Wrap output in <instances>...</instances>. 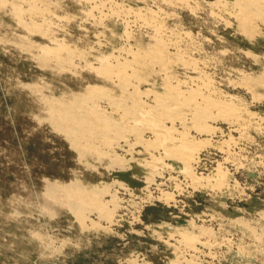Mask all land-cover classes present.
<instances>
[{"label": "rangeland", "instance_id": "374dc122", "mask_svg": "<svg viewBox=\"0 0 264 264\" xmlns=\"http://www.w3.org/2000/svg\"><path fill=\"white\" fill-rule=\"evenodd\" d=\"M235 2L0 0V264H264V18ZM94 86L147 106L203 87L248 119L202 130L180 109L175 128L204 143L196 181L143 144L79 153L53 115ZM80 187L110 193L80 204Z\"/></svg>", "mask_w": 264, "mask_h": 264}, {"label": "bare ground", "instance_id": "6f19581e", "mask_svg": "<svg viewBox=\"0 0 264 264\" xmlns=\"http://www.w3.org/2000/svg\"><path fill=\"white\" fill-rule=\"evenodd\" d=\"M235 4H237V6L240 4L241 9L243 8V13L247 12L248 14H250V16L255 15L257 18V15H258V17L260 16V18L261 17L264 18V0H236ZM247 13H246V16L244 15L246 18H247V16H249V15H247ZM250 16H249V18H250ZM240 17H241V15H240ZM251 18H253V17H251ZM243 21H244V19H243ZM247 23H248V21H247ZM158 56H160V55H158ZM158 56L156 55V58L155 57L154 58L158 60L159 59V58H157ZM155 59H154V61H155ZM160 59H164V58H161V56H160ZM154 61H152V62H154ZM137 62L139 63L138 60H137ZM133 63H135V62L133 61ZM102 64H104V63H102ZM153 64H157L156 61ZM104 65L100 66V67L102 68V67H104ZM133 65L134 64H126L125 69L129 68V69H127L129 71L130 68H134V69L138 68V67L136 68ZM157 65H159V62ZM160 65H162V64H160ZM115 66L117 69L118 68L117 65H115ZM122 66H124V65H122ZM136 66H139V64H137ZM104 69H105V67H104ZM104 69H103V71H105ZM100 70H102V69H100ZM110 71H111V69H110ZM110 73L111 72H109V74ZM105 75H107V74L105 73ZM119 77L125 85H128L129 83H133V79H135V78H138V80H139V77H137V76L132 77V76L127 75L126 70L120 71ZM107 78H105V79L107 80ZM115 80H117V79H115ZM134 81H137V80H134ZM205 84H207V83H205ZM205 84H203V86ZM168 85H170V84H168ZM175 86H173V87L175 88ZM209 86H207V87H209ZM211 86H213V85H211ZM98 87L94 86L93 89L89 88L91 90L88 94H85L81 97H76L69 104H62V103L56 104V111L58 108L57 113H55V110L53 111V109H55L54 107H50L48 110V113L46 114L47 116H49V118H51L50 113L53 111L52 113H55V115H53V116H62L63 117V120H62L63 122H62V124L59 125V128H61V129L64 128L63 132L70 134L71 131H73L77 137H78L77 134L80 133L79 137L77 138L78 140H77V144H76V146L77 145L79 146V153L82 154V153L90 152L89 150L93 149V147L95 149L103 147V149L106 148L107 151H113V149H115V147L116 148L117 147H120V148L121 147L122 148L129 147L130 151H131V149H132L130 147L131 145L135 146V144H138V145L143 144L147 150H148V148H152V149L154 148V150L161 151L160 156L163 159H165V160L168 159V160L172 161V163L173 162L180 163L182 166L181 171L183 172V174L188 176V177H193V178L195 177L194 180L196 179V181L198 178L195 176L194 172L192 171L194 168L193 165L195 163L198 164V162L200 161V159H199V161L196 162V160L200 154V151L203 150V149L201 150V147L204 148L203 147L204 143L202 142L203 140L199 141V142L195 141L194 140L195 138L192 139V137L190 138L189 136H187L185 134L184 130H178L175 128L174 123L177 121V119H180L181 115L184 113V112L181 113L182 110H180V109L184 107V108H188V109L192 110L191 121L193 122L195 127H197L198 129H202V130H208L209 129V126H207L208 124H206V122H208L209 119H212V120H217V119H226L227 120L228 119L227 122L229 120H233V121L235 120L236 123H238L240 125L245 124L246 119H248L245 116L247 114L246 112H248L246 109H244L240 106H237L238 104L237 105L233 104L234 102L232 103V101L227 102V101L222 100V99L221 100L215 99L214 97L216 95L214 97H212V95L211 96L209 94L206 95V93L203 94V92L201 90L203 87L201 89H199L200 91L196 90V92H194V93L191 91L192 92L191 94H186V92L188 90V89L186 90V87L184 90L186 92L182 91L183 89L180 90V91H182V92H180V91H178L179 88L177 91L173 90V88H172V90L168 91L167 93L159 94V95L156 94V96H154V104L152 106H147L146 104H144V102H141L139 99V96H137V93H136L137 97H135L134 95H133L134 97H130V96L127 97L126 92H125V96L119 95L121 97L116 98V97H114V95L110 94L109 89L108 90L106 88L100 89ZM130 88H131V86H130ZM198 88H200V86H198L197 89ZM126 90L129 91L128 89H126ZM132 93H133V90H132ZM187 93H189V92H187ZM212 93H213V91H212ZM143 95H146V94H143ZM146 96H148V95H146ZM101 103H105V104L112 106L114 114L117 113L119 115V117H118L119 119H116L117 117H115L114 115H113L114 116L113 117L111 115V114H113L112 113L113 111L111 112V114L107 115L105 113V110L101 107ZM187 113H188V111H187ZM248 116H250V115L248 114ZM244 117H246V119ZM55 118H57V117H55ZM235 121L233 123H235ZM167 123H171V126H168ZM241 127H243V125ZM245 127H246V125H245ZM144 133H149L150 138L144 139V136H143ZM187 134H189V133H187ZM72 138H73V134H72ZM74 138H76V137H74ZM103 151L98 156L100 159L104 158V157L106 158L109 155V152H107V151L103 152ZM96 152H97V150H96ZM154 153H156V152H154ZM150 154H152V153H150ZM150 154H149V156H150ZM111 159H113V158H111ZM111 162H113V161L111 160ZM152 163L153 162H148L146 164L148 165V164H152ZM112 164H114V163H112ZM112 164H111V167H112ZM152 165H154V163ZM163 165L165 166V164H163ZM113 166H115V165H113ZM117 166H119V165H117ZM168 167H169V165H168ZM145 169H148V168H145ZM173 171H172V173H173ZM147 172H149V174H150L149 170H147ZM153 173H155V172H153ZM175 173H179V172H175ZM149 174H147V176L150 178ZM155 174H151V175L154 176ZM153 176H151V177H153ZM179 176H181V175H179ZM148 177H147V180H149ZM177 178H176V180H177ZM203 178H205V177H203ZM218 178H219V176L217 177V179ZM150 179H152V178H150ZM178 180H179V178H178ZM190 181H192V180H190ZM200 181H202V180H200ZM207 181H209L208 177H207ZM214 181H216V180H214ZM221 181H222V178L220 179V181H217V183L221 182ZM159 185H163L162 182ZM78 188H76V189H78ZM80 188L82 189V191L81 190H79V192L77 191L78 195L75 196V197H77L76 202L80 203V204L85 203L86 201H89L88 200L89 198L91 200L90 202L96 201V202L100 203L103 200L102 197L104 196V194L107 191H109V190L104 191L105 187H103V191H102V188H96V187H87V188L86 187H84V188L80 187ZM106 189H108V188H106ZM158 189L160 190V188H158ZM107 193L109 194L110 192H107ZM107 193H106V195H108ZM113 195H115V194L113 193L112 195H110L112 200L114 199ZM162 196H164V195H162ZM167 199H168V197L166 198V200ZM169 199H171V198H169ZM111 201L109 200V202H111ZM112 202L114 203V200ZM115 204H116V201H115ZM115 204H114V206H115ZM192 235H193V233H192ZM185 237L186 236L183 237V235H182V239ZM182 239H181L182 243L186 242L187 237H186V239H184L185 241ZM190 240H191L190 242L192 243V239H190ZM190 242L187 241L186 243H190ZM184 245H185V243H184ZM187 245L188 244H186V246H184V247L189 249L190 246H187ZM191 246H193V245L191 244ZM190 249L192 250V248H190ZM179 258H181V257H179ZM177 260H178V262H182L178 258H177ZM177 260L175 261L176 263H178ZM184 260H183V262H184ZM185 261H187V260H185ZM178 264H181V263H178Z\"/></svg>", "mask_w": 264, "mask_h": 264}]
</instances>
